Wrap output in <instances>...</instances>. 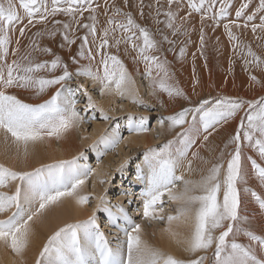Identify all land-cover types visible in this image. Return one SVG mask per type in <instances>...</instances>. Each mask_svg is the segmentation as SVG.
<instances>
[{
    "label": "snow or ice",
    "instance_id": "snow-or-ice-1",
    "mask_svg": "<svg viewBox=\"0 0 264 264\" xmlns=\"http://www.w3.org/2000/svg\"><path fill=\"white\" fill-rule=\"evenodd\" d=\"M251 3L252 0H243L232 18L233 0H148L147 3L146 0H123V7L116 0H103L102 11L98 0H19L18 4L17 0H0V132L5 144L10 138L11 145L25 161L30 148L44 141L59 140L87 122L77 108L80 102L77 93L86 98L83 112L97 109L84 85L71 87L74 75L97 84L102 96L115 95L146 110L150 108L141 98L123 60L110 51L114 48L118 52L121 44L127 46L125 54L129 48L136 53L134 63L144 65L143 76L148 80L149 95L155 103L165 107L161 94H165L169 102H189V106L158 118L160 128L167 125V130L175 135L145 151L137 171V180L143 187L139 196L134 197L141 202L143 219L166 222L162 232L187 254V259L165 253L143 240L141 225L134 222L124 207L112 205L107 200V188L105 194L98 197L83 194L82 189L94 170L81 163L85 159V153L81 152L71 159L43 164L31 171L14 170L0 164V216L5 217L0 219V243L20 258V264H24L23 257L31 245V222L66 198L79 206L88 204L93 198L97 203L87 219L67 223L50 235L34 264H264V235L256 234L251 227L252 217L247 214L250 198L264 215V195L248 186L250 167L251 178L264 188V164L244 152L248 148L264 162V96L247 100L218 94L215 98L192 102L175 82L169 62L162 55L163 44L169 46L168 51H174L177 41L170 39L159 27L154 34L137 22L131 10H126L135 7L144 19L147 8V15L157 25L162 24L172 37L190 36L195 28L190 26V18L198 15L197 51L201 57H204L206 46V26L215 31L222 25L234 55L242 58L244 71L255 85L261 81L253 70L264 73V56L257 54L250 43L237 35L241 30L246 34L250 29L258 42L257 47L264 48V0H258L249 10ZM98 15L105 17L103 27L98 26ZM57 16L68 19L61 21ZM19 25H22L19 37L12 47V35ZM36 25H41L42 29L32 34L22 52L21 38ZM157 34L159 40L155 38ZM44 36L61 37L60 47H67L72 64L79 65L74 74L52 48L39 45L37 38ZM77 40L79 48L72 54V45ZM188 43L190 39L181 43L175 52L177 59L185 57ZM36 52L51 59L38 61L34 56ZM83 60L88 63L81 64ZM199 85L194 68V95ZM11 89L31 91L36 97L55 90L40 103H27L12 94ZM98 111L101 119L111 120L103 108ZM237 116L239 122L235 131L214 162L204 160L198 151H191L201 135L203 141H208L213 132ZM148 130V117L129 114L128 132L140 134ZM122 139L120 128H113L102 132L89 149L98 152L100 158L114 150ZM196 160L210 166L199 170V179H192V174L198 171L193 167ZM127 164V160L123 161L115 171L123 172ZM177 182L183 185L179 192L174 191ZM99 183L110 181L100 179ZM165 196L177 203L175 215L160 214ZM99 212L104 213L105 225L115 229L113 240L101 230ZM121 234L124 239H120ZM240 237L247 243L241 242Z\"/></svg>",
    "mask_w": 264,
    "mask_h": 264
},
{
    "label": "bare ground",
    "instance_id": "bare-ground-1",
    "mask_svg": "<svg viewBox=\"0 0 264 264\" xmlns=\"http://www.w3.org/2000/svg\"><path fill=\"white\" fill-rule=\"evenodd\" d=\"M101 2L102 1H100L99 3L101 5V11H102L103 3ZM147 2L148 0H146V3ZM254 2L255 1H253V3ZM116 3L119 6L123 7V0H116ZM240 4L238 3V5ZM251 6H253V4ZM238 7L239 6L232 8V11H231L232 18H235L234 17L235 9ZM126 10H131L137 22L143 26L148 27L154 34L156 33L157 27H159L165 32V34L169 35L170 39H175L177 41L174 51H168L167 49L169 46L166 43L163 44L162 45V55L169 62L171 71L174 74L175 82L178 84L180 88H182L187 93V95L189 96L192 102H196L200 99H207L209 97L215 98L218 94L227 95L230 97L243 98L247 100H255L261 96H264V73H260L256 70H253V74L257 75L261 83L253 85L250 82L248 73L244 71L243 60L242 58L234 55L233 50L228 42V39L226 35L224 34L222 25L219 28H217L215 31H213L212 28L206 26V32H207L206 46L204 49V57H201L200 53L197 51V47L199 44V16L198 15L193 14L192 17L190 18L191 19L190 26L192 25L195 26L194 30L190 33V36L172 37L171 33L168 32L167 29H164V26L162 24L157 25L154 22V19L151 16L147 15L148 13L147 8L145 9L146 18L144 19H141L138 10L135 7L131 9H126ZM249 10H251V7ZM21 14H22V10H21ZM184 14L185 12L181 10L180 15L183 16ZM87 15L88 14L85 13V16ZM98 18L100 21V24L98 26L103 27L105 24V17L103 15H98ZM160 18L163 19V16H161ZM56 19H59L61 21H67L68 18L64 16H57ZM26 22L27 21L25 20L24 23ZM20 26L22 25L17 26L16 31L12 35V45H11L12 47L16 46L15 40L17 37H19V27ZM49 27H51V24H49ZM41 29H42L41 25H36L35 27L30 28V31L26 32V36L24 38H21L20 47H21L22 52L26 50V45H28L29 39L31 38L32 34L37 31H40ZM80 34L81 33H77V35H80ZM237 35H240L241 38L245 40L246 43H250L253 50L256 51L257 54L264 56V48L257 47L258 42L253 38V34L251 33L250 29L247 31L246 34L243 33L241 30L237 32ZM217 37H219V41L217 40ZM155 38L159 40L160 36L157 34ZM37 39L41 47H50L55 53L60 55L62 59L65 61V63L69 65V70L75 73L76 68L79 67V65L72 64L69 58V49L67 47L63 49L60 47L61 37L56 36L55 38L50 39L47 36H44V37L37 38ZM187 39H190L191 43H188L187 45H185L186 47L185 57L182 60L177 59L175 52H178L181 43ZM79 45H80L79 40H77L76 44L72 45V48H71L72 54L76 53V51L79 48ZM126 47H127L126 45L121 44L118 52L114 48L110 49V51L113 54L119 55L121 60H123L126 67L128 68V71L132 75V79L136 82V86L139 90L140 95L142 96L143 91L141 87L138 85V82H139L138 76L143 74L144 65L142 63H134L133 58L136 56V53L129 48L127 54H125ZM193 53H195V58H193ZM34 56L38 61L51 59L50 56L39 53V52L34 53ZM11 58L12 57L10 56L9 59ZM230 59L232 60V71L231 72H229ZM80 63L87 64L88 61L83 60V61H80ZM194 68H195V76L200 81V85L196 88L195 95L193 94V89H192ZM85 81H89V80L85 78ZM91 83L93 82L91 81ZM94 85H96L99 88L97 84H94ZM146 86L148 88V92H147L148 95L146 97L147 98L146 100L150 99L149 102L151 104L158 105L160 107V105L155 103L154 99L149 95L150 89L148 87V84ZM54 90L55 89H51L49 92L45 93L43 96H40V97H36L31 91H24L22 89H11L9 91L12 94H16L18 98H20L21 100L27 103H40L44 99H47L48 96H50L52 91ZM103 97L105 98L107 102V104H105V107L109 104L108 107H106L107 112H108V108H111V106L113 105L114 107H112V111H111L113 114L115 113L116 109L118 110L117 112L119 113H122L125 111L130 112L129 105L132 104L130 100L128 99L122 100L120 97L115 96V95H112V96L104 95ZM117 99H120L121 101H124V102L126 101L127 104L125 103V104L120 105L119 107H115V104H116L115 102ZM161 99L165 101V107L163 108L160 107L161 108L160 110L163 112L164 115H170L175 111H179L181 107L189 106V102L185 100H176L173 102H169L168 97L165 94H161ZM99 104L100 106H102L101 103ZM105 107H102V108L104 109ZM242 114L243 113H241V115ZM238 122H239V116H237L235 120H232L229 123L218 128L217 131L213 132V134L209 137V140L206 142L203 141V135H201L196 145L191 149V151H198L199 155L204 160H207L210 163L214 162L215 157L219 156L220 150L224 148V143L230 137V134L234 133ZM98 125L95 124V126L91 129L92 130L91 134H87L82 128L77 127V128L70 130L63 138L59 140L52 139L50 141H44L43 143L37 144L34 147L30 148V155L26 161L22 158L21 155L17 153L15 147L11 145L10 138H9V142L5 144L3 133L0 132V164H3L6 167H10L14 170L31 171L32 169L40 167L43 164H50V163H53L55 161L62 160V159L64 160L71 159L72 157L79 155V153H81L82 150H84V148L88 144V141L90 142L91 140L95 138L97 134H99L100 127H98ZM82 126L80 125V127ZM101 130H103L102 127H101ZM163 130L164 132L167 133L166 141L172 139L173 136L175 135V132H169L167 128ZM77 131L80 132L79 140L75 136ZM176 131H179V129H177ZM147 134L148 133H146V135ZM151 137L143 136V135L139 137L138 136L133 137L131 135V137L125 139L124 142H122V144L132 149H136L141 146L146 147L147 145L153 143ZM149 147H151V145ZM244 152L246 155L253 156V158L257 159L259 163L264 164V162L260 161L259 158L256 156V154L252 152L250 149L245 148ZM121 154L122 153L118 155L119 160H122L125 158V156L123 157L121 156ZM85 157L87 156L85 155ZM189 158H191L190 154H189ZM208 166L210 165L203 163L201 160L194 161L193 167L197 169L198 171H195L192 174L191 178L199 179V176H200L199 170H205ZM109 169L110 168H108L105 165L104 166L97 165V169L93 173L96 177L98 176L99 178L103 179L104 175L109 171ZM177 173L178 175L180 174L179 172ZM249 175H250V179H249L248 186L256 190L261 195H264V188H261L258 182L254 178H251L250 167H249ZM90 178L92 177L90 176ZM95 183L96 182H94V186H95ZM137 184L142 185L138 180H137ZM174 190L176 191V189ZM82 191L84 194V189H82ZM91 214H92V211L88 210L86 208V205L79 206L73 200L67 199V198L64 199L63 202L57 205L50 206L39 217L35 218L31 222L32 229H33V237H32L30 248L23 257L24 264H34L36 256L38 255L40 249L43 247V244L47 241V238L50 235H52L55 231H57L59 228L63 227L67 223H75L80 220H85ZM247 214L250 217H252L251 227L256 232V234L264 235V215H262L259 212L257 205L254 202H251L250 198H249V202L247 203ZM3 218L5 217L0 216V219H3ZM165 226H166V223H165ZM164 227L155 229V231L150 236L142 232L143 234L141 233V237L148 244H150L151 246L155 245L156 248L160 249L161 251L165 253H170L182 259L188 258L187 254L184 253L182 249L177 247V245L167 236V234L162 232V229ZM239 239L241 242L247 243V240L244 237H240ZM0 264H20V258L16 257L15 254L12 253L11 249L6 247L3 243H0Z\"/></svg>",
    "mask_w": 264,
    "mask_h": 264
},
{
    "label": "rangeland",
    "instance_id": "rangeland-1",
    "mask_svg": "<svg viewBox=\"0 0 264 264\" xmlns=\"http://www.w3.org/2000/svg\"><path fill=\"white\" fill-rule=\"evenodd\" d=\"M100 1H102L101 3H103V0H100ZM100 1H98V2H100ZM242 1L243 0H233V7L240 6V5H238V3L240 4V3H242ZM253 1H255V2L253 3ZM257 2H258V0H252V3L250 4L251 9L253 8V6L254 7L256 6L255 4H257ZM17 3H19V0H17ZM252 4H253V6H251ZM185 10L186 9H183L184 12H186ZM231 11H232V9H231ZM138 81H139L138 85L141 87V89L143 91L142 96L141 95L140 96H141V98H143V100H145L148 104H150V108L146 110L143 107H139V106L134 105L132 103L131 105H129V111L130 112L125 111V112L119 113V112H117L118 110L116 109L114 114L111 112L112 107H114V105L111 106V108H108V112H107L106 107H108L109 104L105 107V104H107L105 98L100 94L99 88L96 85H94L93 83H91L90 80L85 81L84 77H75V75H74L73 80L70 82V85L73 89H75L80 84L84 85V87L89 90V92L93 96L94 101L97 104L96 110L90 109L86 113L83 112V108L86 104V98H84L82 96V94L77 93V97L80 101L77 104V108L81 109V115H83L87 120V122L82 123L81 126L82 125L83 126L82 127L79 126V128H82L85 131V133L91 134V132H92L91 129L95 126V124H97V125L100 124V125H98V127H100L99 128L100 129L99 134H97L98 136L96 135L93 140H91L90 142L88 141V144L86 145V147L84 146L85 148L83 147L84 150H82V152L86 153L85 155L87 157H85V159L82 160L81 163L87 164L90 168H92L94 170L93 172L96 171L97 165H100V166L105 165L108 168H110L109 171L103 177V179L109 180L110 183L103 184V185L100 184L99 180L101 178H99L98 176L96 177L93 173V175H90L92 178H90V176H89L86 183H85V186L83 187L84 194H88L92 197H98L101 194H105L104 190H105V188H107V190H108L106 193L107 200L110 201V203L112 205L119 204L122 207H124L129 212V215L132 216L134 222L141 225L142 232L146 233V235L150 236L155 231V229H158L160 227H164L166 222L165 221H148V220H145L142 218L141 202L139 201L138 198H134V197L139 196V194L137 192L139 191V189L142 188V185L137 184V171H138V166L141 165V162L144 159V153L148 148H150L149 147L150 145H151V147H156V146H159V145L168 141V140L166 141L167 133L164 132V130H163V129L167 128V125H165V127L163 129L160 128V126L158 124V118L161 116H165V115L160 110L161 108L158 105L151 104L149 102L150 99L146 100L147 99L146 97L148 95L147 94L148 88L146 86L148 84V80L145 77H143V74H142V75L138 76ZM143 94H144V96H143ZM99 103H101L102 106H100ZM115 103H116L115 107H119L120 105L125 104V103L127 104L126 101L124 102V101H121L120 99H117ZM102 107H105L104 111L107 112V114L111 117L110 121H104L103 119L100 118V113H99L98 109L102 108ZM129 114H131L134 117H140V116L148 117L149 130L147 132H143L140 134L128 132L127 131V117L129 116ZM93 115L96 117V119H94V120L88 119V117H91ZM84 127H85V129H84ZM101 127L103 130H101ZM117 127L120 128V132H121V135L123 137V140L114 150H110V151L106 152L102 157L98 158L99 153L91 151L89 149V145H91L99 137V135L102 132L110 131L111 129L117 128ZM94 133H95V131H94ZM146 133H148V134L146 135ZM135 134H136V136H135ZM131 135L133 137H137V136L139 137L141 135L150 136V137L152 136L151 139H152L153 143L147 145L146 147L141 146V147L136 148V149L128 148L124 144H122V142H124L125 139L131 137ZM75 136L79 140L80 132L77 131ZM120 153H122L121 156H123V157L125 156V158L122 160L118 159L119 158L118 155ZM125 160L128 161V164L125 166L124 171L123 172H116L115 169ZM177 175H178V173H177ZM94 176L96 177V179ZM98 178H99V180H98ZM94 179H95V181H94ZM94 182H96L95 186H94ZM88 183H90V184H88ZM179 184H180V186H179ZM181 185L182 184L180 182H177V186L175 188L177 192H178V190L179 191L182 190L183 185L182 186ZM93 187H95V188H93ZM179 187H180V189H179ZM87 190H88V192H87ZM89 191H90V193H89ZM125 192L129 193V195H123V193H125ZM163 200H164L163 212H161L160 214L165 216V217H167L168 215H175L176 208L178 206L177 203H174L172 201L171 202L168 201L166 196L163 198ZM129 201H131V203H129ZM96 203H97L96 199L93 198L90 200V202L88 204H86V208L90 211H93V209L96 207ZM113 211H115V209H113ZM97 216L101 220V230L105 232V234L109 240H113L115 235H116L115 229L111 230V228H109L105 225L104 213L99 212V213H97ZM109 230H111V231H109ZM111 232L114 234L111 235ZM120 239H124L122 234L120 235ZM153 247H155V245ZM185 259H187V258H185Z\"/></svg>",
    "mask_w": 264,
    "mask_h": 264
}]
</instances>
